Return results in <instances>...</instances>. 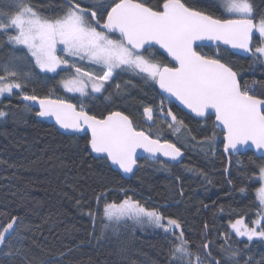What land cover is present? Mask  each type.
<instances>
[{
	"label": "trees",
	"instance_id": "obj_1",
	"mask_svg": "<svg viewBox=\"0 0 264 264\" xmlns=\"http://www.w3.org/2000/svg\"><path fill=\"white\" fill-rule=\"evenodd\" d=\"M30 2L44 16L55 17L63 11L64 0ZM96 2L79 0L82 6ZM187 2L208 15L225 18L216 0ZM252 2L258 18L264 13V0ZM10 3L14 0H0V7L7 8ZM201 51L231 66L241 87L264 98V58H243L222 47H203ZM23 52L26 50L8 44L6 36L0 37V65L15 64L21 72L33 75L25 81L21 94L15 90L11 96L0 97V111L7 113L0 117V222L6 223L12 216L21 222L19 245L23 254L16 257V264H169L171 244L162 230L144 231L131 222L105 226L104 204L120 203L127 196L148 201L166 217L177 219L193 252H205L199 246L210 243L220 264H226L221 246L229 245L242 254L241 264L249 257L253 261L264 259V239H240L229 227L240 218L253 226L252 221L258 218V175L263 158L246 152L228 159L214 118L197 120L173 103L165 102V109L171 108L184 121L186 127L180 133L173 134L162 119L146 122L144 106L158 108L163 96L156 85L138 76L120 73L115 79L121 86L119 93L114 86H106L101 93L72 95L61 81L74 72L42 73L27 61L14 60ZM157 59L167 63L162 56ZM22 94L64 99L98 118L121 111L152 138L175 143L185 158L179 165L140 160L131 178L124 179L108 161L93 157L88 137L66 136L39 121L37 111L20 101ZM213 133L214 140L210 139ZM89 210L100 214L90 217ZM225 233L230 234L227 244Z\"/></svg>",
	"mask_w": 264,
	"mask_h": 264
},
{
	"label": "snow or ice",
	"instance_id": "obj_2",
	"mask_svg": "<svg viewBox=\"0 0 264 264\" xmlns=\"http://www.w3.org/2000/svg\"><path fill=\"white\" fill-rule=\"evenodd\" d=\"M220 6L223 19L206 14L187 0H97L90 6H82L79 0H64L62 14L48 17L40 14L30 0H14L7 8L0 7V37L6 36L8 44L26 50L15 61H27L42 73H57L58 69L74 72L61 81L68 92L84 96L89 87L92 93H101L106 86H114L119 93L121 86L115 83L116 77L122 72L131 73L145 83L158 85L167 94L158 108L144 106L146 122L162 119L173 134L180 133L186 127L184 121L171 108L165 109V102L171 104L174 98L195 117L214 115V128L223 135L225 153L237 152L239 146L249 144L264 149V98L241 87L231 66L201 51L207 41L264 58V13L257 18L252 0H221ZM158 55L167 63L157 59ZM29 76L15 64L0 65V97L5 93L11 96L14 90L21 94ZM22 99L38 103L37 116L54 118L61 129L83 133L92 153L125 174L133 172L138 149L153 160L162 155L179 162L183 156L175 143L152 138L121 111L98 118L83 107L77 110L72 103L51 95L40 98L22 94ZM6 115L0 111V117ZM210 139H215V133ZM258 179L261 211L252 221L253 226L243 218L229 224L236 236L247 237L248 241L254 237L264 239V165L259 167ZM88 214L94 217L100 213L89 210ZM102 215L109 222L106 227L131 220L136 225L162 229L171 244L169 264H220L212 255L210 243L199 246L205 252H193L181 223L166 217L148 201L142 203L127 196L120 203H105ZM20 223L16 216L0 222V264H16V257L23 254ZM229 239L230 234L225 233L226 244ZM221 248L226 264H241L239 250L230 245ZM243 264H264V259L253 261L249 257Z\"/></svg>",
	"mask_w": 264,
	"mask_h": 264
},
{
	"label": "water",
	"instance_id": "obj_3",
	"mask_svg": "<svg viewBox=\"0 0 264 264\" xmlns=\"http://www.w3.org/2000/svg\"><path fill=\"white\" fill-rule=\"evenodd\" d=\"M254 43H255V42H254ZM204 44L206 45L205 47H217L216 44H215V43H212V42H207V41H206V42H204ZM219 47H222V48H224V49L230 51L231 53H233V54H235V55H237V56L243 57V58H249V57L252 56L251 53H245L243 50H240V49H232V48H231L230 46H228V45H223V44H221V45H219ZM161 51H162V50H161ZM165 56H166V54H165ZM156 88L158 89V91L160 92V94H161L162 96H166V95H167V94L161 92V90L159 89L158 85H156ZM171 99L173 100V104H175L179 109H181V110L184 111L185 113L189 114V115L192 116L193 118H195V119H197V120H205V119L208 118V117H204V118H201V117H195V115L192 114V113H190V112L188 111V109L184 108L183 105H180L178 101H175L174 98H171ZM20 101L23 102V103H25V104H27V105H30L31 108H33V109L36 110V111L39 110V105H38V103H36V102H33V101H24V100L22 99V97H20ZM69 103H71V102H69ZM72 104H73V103H72ZM73 105H75V104H73ZM75 106H76V105H75ZM76 108H77V110H79V108H78L77 106H76ZM212 117L214 118V121H215V117H214V115H212ZM37 119H38L39 121H42V122H45V123H47V124L53 125V126H54V127H55V128L61 133V134H63V135H66V136H75V135L83 136V135H84L83 133H79V134H77V133H73L71 130L61 129V128L59 127V125H57V124L55 123L54 118H51V117H48V118H42V117L37 116ZM216 129H217V128H216ZM217 130L220 131V129H217ZM220 132H221V131H220ZM161 142H162V141H161ZM89 149H90V148H89ZM90 152H91V150H90ZM182 152H183V156L180 158V161H179V162H176V161H171V160H169L168 158H166V157H164V156H162V155H158V156H157V159H156V160H153L152 158L148 157V154L145 153L142 149H138V150H137V164H136V166L134 167L133 172H132V173H127V174L123 173V171H122V170H119L116 166L111 165V163H110L109 161H108V162H109V165L111 166V168H112L113 170L119 172V173L121 174V176H122L124 179H130L131 176H132V174L134 173V171L138 169V167H139V161H140V160H144V159H145V160H148V161H150V162H157V161H159V160H163V161H166V162L171 163V164H173V165H179V164H181V163L183 162V160H184V158H185V153H184V151H182ZM223 152H224L225 156H226L228 159H229L230 156L237 157V156H239V155H243V154H245L246 152H252V153H253L254 155H256L257 157H259V158H263V159H264V149H259V150H258V149H256V148H255L253 145H251V144H249V145H245V146H239V150H238L237 152L225 153L224 148H223ZM91 154L93 155L94 158L99 159L95 153H92V152H91ZM229 167H230V161L228 162V169H229Z\"/></svg>",
	"mask_w": 264,
	"mask_h": 264
},
{
	"label": "rangeland",
	"instance_id": "obj_4",
	"mask_svg": "<svg viewBox=\"0 0 264 264\" xmlns=\"http://www.w3.org/2000/svg\"><path fill=\"white\" fill-rule=\"evenodd\" d=\"M220 5H221V0H216ZM58 70H60V69H58ZM49 74H55V73H49ZM31 79H33V75H30L28 78H26V80L27 81H29V80H31ZM64 88V87H63ZM65 90V89H64ZM15 91V90H14ZM66 91V90H65ZM67 93H69V94H72V95H80V93H78V92H68V91H66ZM87 92L88 93H92L91 92V88L89 87L88 89H87ZM4 95H6V96H8V94L7 93H5ZM245 220V219H244ZM124 221H122L121 223H123ZM126 222H131V223H133L131 220H128V221H126ZM166 222V221H165ZM245 222H246V220H245ZM109 223V222H108ZM247 223V222H246ZM134 224V223H133ZM111 225H117V224H115V223H112ZM136 225V224H135ZM140 229H142V230H144V231H158V230H162V229H157V228H155V227H153V226H151V225H148V224H144V225H137ZM163 231V230H162ZM238 238H240V239H244V240H248L247 239V237H239V236H237ZM260 238H257V237H254L253 238V240H259Z\"/></svg>",
	"mask_w": 264,
	"mask_h": 264
}]
</instances>
